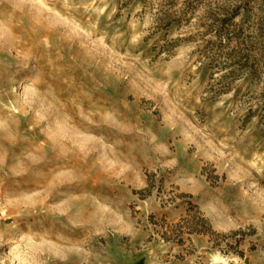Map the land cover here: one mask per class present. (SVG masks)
I'll return each mask as SVG.
<instances>
[{"label":"rangeland","instance_id":"obj_1","mask_svg":"<svg viewBox=\"0 0 264 264\" xmlns=\"http://www.w3.org/2000/svg\"><path fill=\"white\" fill-rule=\"evenodd\" d=\"M0 264H264V0H0Z\"/></svg>","mask_w":264,"mask_h":264}]
</instances>
